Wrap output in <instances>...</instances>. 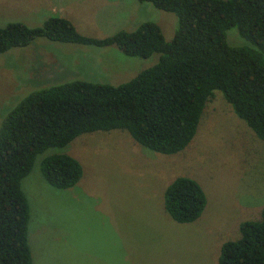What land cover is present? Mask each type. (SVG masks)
Here are the masks:
<instances>
[{
    "label": "rangeland",
    "instance_id": "rangeland-1",
    "mask_svg": "<svg viewBox=\"0 0 264 264\" xmlns=\"http://www.w3.org/2000/svg\"><path fill=\"white\" fill-rule=\"evenodd\" d=\"M69 19L83 35L102 38L139 23L159 24L172 39L177 17L138 0H0V26H41ZM230 45L247 44L236 27ZM159 53L129 56L115 44L86 45L37 37L0 53V122L33 90L72 80L117 85L154 65ZM195 135L174 154L137 143L127 131L82 133L64 147L38 154L21 180L29 204L27 238L32 264H219L222 244L240 237L239 225L264 207V140L214 90ZM65 153L82 167L80 180L59 189L43 177L42 161ZM203 189L206 205L191 222H176L164 191L177 177Z\"/></svg>",
    "mask_w": 264,
    "mask_h": 264
},
{
    "label": "trees",
    "instance_id": "trees-1",
    "mask_svg": "<svg viewBox=\"0 0 264 264\" xmlns=\"http://www.w3.org/2000/svg\"><path fill=\"white\" fill-rule=\"evenodd\" d=\"M173 12L177 28L166 40L154 21L97 38L77 31L62 16L41 26L22 22L0 26V53L37 37L107 46L129 56L158 61L130 80L112 85L72 80L36 89L0 122V264H32L27 238L29 204L21 180L35 158L64 147L82 133L124 130L140 145L162 154L184 149L196 133L206 102L220 90L236 113L264 140V0H138ZM236 27L247 44L234 46L227 30ZM53 187L74 186L82 176L69 154L45 157L41 165ZM206 205L201 186L175 178L164 191V207L176 222L197 219ZM240 237L222 244L219 264H264V207L258 220L239 225Z\"/></svg>",
    "mask_w": 264,
    "mask_h": 264
}]
</instances>
